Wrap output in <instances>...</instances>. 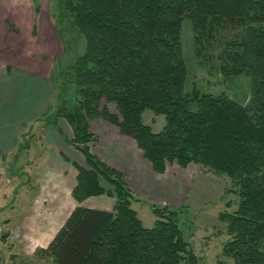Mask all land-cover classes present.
Wrapping results in <instances>:
<instances>
[{"label":"trees","instance_id":"16d2710c","mask_svg":"<svg viewBox=\"0 0 264 264\" xmlns=\"http://www.w3.org/2000/svg\"><path fill=\"white\" fill-rule=\"evenodd\" d=\"M59 7L56 19L67 24L57 32L74 34L65 42L73 55L59 73L55 111L45 118L68 120L70 142L87 165L78 166L72 188L78 204L35 253L54 264H200L184 237L179 210L151 204L155 220L144 226L124 172L91 151L97 136L89 119L99 116L132 137L156 172L172 163H196L227 177L224 190L237 201L233 210L218 213L227 234L221 252L234 264H264V0H59ZM183 16L191 21L199 59L209 39H216L214 30L241 28L220 56L225 73L250 76L246 102L224 91L194 86L184 91ZM102 100L113 103L116 112ZM147 108L163 114L160 130L143 121ZM100 194L114 196L111 209L80 204Z\"/></svg>","mask_w":264,"mask_h":264},{"label":"crops","instance_id":"0c3cea01","mask_svg":"<svg viewBox=\"0 0 264 264\" xmlns=\"http://www.w3.org/2000/svg\"><path fill=\"white\" fill-rule=\"evenodd\" d=\"M47 2L0 0V226L7 232L0 240V264L6 242L13 243L14 253L30 254L51 240L73 203L78 204L72 188L78 166L87 165L70 142L68 120L45 118L55 100L53 72L63 49L57 14L49 13ZM89 129L97 136L91 151L124 172L138 199L170 207L183 204L194 181L185 172L190 164L178 165L176 174L167 168L156 172L135 140L116 124L95 116ZM114 201V196L100 194L80 204L111 209Z\"/></svg>","mask_w":264,"mask_h":264},{"label":"rangeland","instance_id":"374dc122","mask_svg":"<svg viewBox=\"0 0 264 264\" xmlns=\"http://www.w3.org/2000/svg\"><path fill=\"white\" fill-rule=\"evenodd\" d=\"M47 1L46 6L49 13L57 14L60 8L59 0ZM66 24L67 21H64L63 24L57 21V30H62ZM240 31V27H233L232 29L222 27L214 30L211 37H215L216 39H209L210 43H212L206 46V55H202L201 59H199L194 51L191 21L185 16L182 17L180 40L187 71L184 91L189 92L194 86L199 91L211 92L213 94L224 91L227 96L239 102H246L249 99L251 92L250 76L246 73L228 74L221 68L222 57L220 54L222 47H224L228 39ZM72 36L74 34L66 30L62 31V37L59 36L62 40L63 49L55 62V70L53 73H55L54 75L57 78L58 85H56L55 100L50 103V108H52L50 112H53L54 104L56 105V95L60 90L61 77L59 73L73 55L72 50H67L65 45V42L67 40L69 41V38ZM82 48L83 39L78 38L77 51H81ZM103 104L107 105L110 111L116 112V107L113 103L102 100L101 105ZM62 117L65 118L64 116ZM142 119L143 121L147 120L154 131L160 130L159 128L164 124L163 114L155 113L150 108L143 111ZM167 169L169 174H176V171L180 168L176 163H172L168 165ZM187 170L189 171L187 172ZM185 172L191 174V179H194V181L189 191H187L186 200L183 204L177 207L175 206L179 210L184 237L198 256L200 264H234L231 257H226L221 252L223 243L227 239V234L224 232L223 223L218 220V213L221 210H233L236 207L237 196L234 193H228L224 190L228 183L227 177L222 174H215L196 163H190L189 167L185 168ZM14 182H16V179L13 180ZM227 200H230L232 203L230 207H226L225 205ZM73 204V206L76 205L75 203ZM151 204L150 199L141 198L133 200L132 202V207L136 210L144 226H152L155 220V215L151 210ZM24 244L26 243L24 242ZM47 244L36 247L30 254H26L23 251L17 254L11 251L13 243L6 242L9 252L4 248L7 253L2 256L1 263L54 264L51 257L40 256L35 253L37 249ZM261 248L264 249V239Z\"/></svg>","mask_w":264,"mask_h":264},{"label":"built area","instance_id":"2783aa9c","mask_svg":"<svg viewBox=\"0 0 264 264\" xmlns=\"http://www.w3.org/2000/svg\"><path fill=\"white\" fill-rule=\"evenodd\" d=\"M6 180L8 181L9 180V178H6ZM4 231H3V229H2V226H0V234H2Z\"/></svg>","mask_w":264,"mask_h":264}]
</instances>
